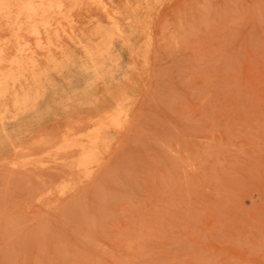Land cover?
<instances>
[{
  "label": "rangeland",
  "instance_id": "1",
  "mask_svg": "<svg viewBox=\"0 0 264 264\" xmlns=\"http://www.w3.org/2000/svg\"><path fill=\"white\" fill-rule=\"evenodd\" d=\"M99 1L0 105V264H264V0Z\"/></svg>",
  "mask_w": 264,
  "mask_h": 264
},
{
  "label": "bare ground",
  "instance_id": "2",
  "mask_svg": "<svg viewBox=\"0 0 264 264\" xmlns=\"http://www.w3.org/2000/svg\"><path fill=\"white\" fill-rule=\"evenodd\" d=\"M82 1L102 6L99 0H0V105L8 94L16 108L26 105L29 89H37L44 72L33 53L42 50L51 56L53 50L61 49V36L72 38V31L62 26L71 25L73 11ZM95 33L108 35L101 30ZM17 83L19 91L13 90ZM97 141L102 138L96 133L87 144L78 146L81 164L95 156Z\"/></svg>",
  "mask_w": 264,
  "mask_h": 264
}]
</instances>
